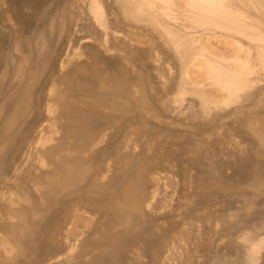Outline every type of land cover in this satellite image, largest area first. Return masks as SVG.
I'll list each match as a JSON object with an SVG mask.
<instances>
[{
	"label": "rangeland",
	"instance_id": "rangeland-1",
	"mask_svg": "<svg viewBox=\"0 0 264 264\" xmlns=\"http://www.w3.org/2000/svg\"><path fill=\"white\" fill-rule=\"evenodd\" d=\"M220 3L0 0V264H264V0Z\"/></svg>",
	"mask_w": 264,
	"mask_h": 264
},
{
	"label": "bare ground",
	"instance_id": "bare-ground-1",
	"mask_svg": "<svg viewBox=\"0 0 264 264\" xmlns=\"http://www.w3.org/2000/svg\"><path fill=\"white\" fill-rule=\"evenodd\" d=\"M201 1H204V2H208V3H210L211 4V7L209 6L208 8H212V9H214V10H216V9H222V5H221V3H220V0H201ZM151 2V1H150ZM151 4V3H150ZM223 4V3H222ZM131 5V4H130ZM127 2L126 3H124V8L129 12V14L132 16V17H135L136 18V20L138 19L137 17H139L141 14H139L138 15V10H137V8H133L132 7V5L130 6ZM135 6V5H134ZM137 7V6H136ZM183 7V6H182ZM224 7V6H223ZM180 8V7H179ZM181 9V8H180ZM138 15V16H137ZM137 16V17H136ZM139 18H141V17H139ZM226 20V19H225ZM152 21V20H151ZM154 22H155V20H154ZM157 22V21H156ZM159 24H160V22H159ZM165 27V26H164ZM163 27V28H164ZM167 29V27H165V30ZM143 31V30H142ZM171 32V31H170ZM175 34V33H174ZM172 38V37H171ZM173 40L176 42V43H178V44H183V42H184V40L183 39H181L179 36H177V35H174L173 36ZM186 40V39H185ZM75 64V63H74ZM68 72V71H67ZM219 76V75H218ZM194 77V76H193ZM196 77V76H195ZM217 78V77H216ZM202 79V78H201ZM200 79V80H201ZM218 80V79H217ZM196 81H198V80H196ZM217 82V81H216ZM234 82V81H233ZM202 84H204V82L202 83ZM209 84V83H208ZM234 84V83H233ZM233 84L232 85H230L228 82H226V83H218L217 84V86H219V87H217V90L219 91L220 89H229V90H231L232 89V86H233ZM235 85V84H234ZM207 86V85H206ZM209 86V85H208ZM214 87V86H213ZM238 85H235L234 86V88L237 90L238 89ZM209 88H210V86H209ZM233 88V89H234ZM198 89H200V88H198ZM216 89V88H215ZM201 90V92H202V89H200ZM200 90H199V92H200ZM229 90H227V91H229ZM206 91V90H205ZM195 92V91H194ZM198 92V91H197ZM213 92V91H212ZM230 92V91H229ZM228 92V93H229ZM64 93V92H63ZM216 93V92H215ZM219 93H220V91H219ZM221 94V93H220ZM215 95V94H214ZM53 106V105H52ZM53 108H54V106H53ZM75 111V110H74ZM50 157V156H49ZM82 164V163H81ZM62 170V169H61ZM70 171V170H69ZM56 173V172H55ZM55 186V185H54ZM53 187V186H52ZM70 245V244H69ZM12 250V249H11Z\"/></svg>",
	"mask_w": 264,
	"mask_h": 264
}]
</instances>
